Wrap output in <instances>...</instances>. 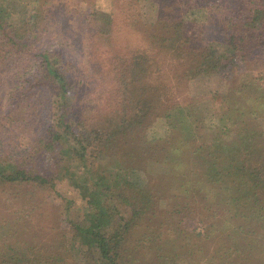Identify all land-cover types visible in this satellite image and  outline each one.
Returning a JSON list of instances; mask_svg holds the SVG:
<instances>
[{"label":"trees","instance_id":"obj_1","mask_svg":"<svg viewBox=\"0 0 264 264\" xmlns=\"http://www.w3.org/2000/svg\"><path fill=\"white\" fill-rule=\"evenodd\" d=\"M55 1L0 0V85L8 74L12 87L0 264H81L85 252L90 264H264V0H111L116 12L85 0L111 23L102 42L81 23L85 64L66 40L45 46ZM211 22L223 40L204 37ZM105 63L113 85L97 104ZM217 74L222 89L180 100L192 79ZM56 178L91 189L87 225L47 222ZM57 211L73 222L69 206ZM156 218L127 254L128 234Z\"/></svg>","mask_w":264,"mask_h":264},{"label":"rangeland","instance_id":"obj_2","mask_svg":"<svg viewBox=\"0 0 264 264\" xmlns=\"http://www.w3.org/2000/svg\"><path fill=\"white\" fill-rule=\"evenodd\" d=\"M58 5V8L54 10V17L52 21V25H50L51 32H48L45 37V46H48V48H53L54 44L58 42L59 40H66V44L69 47V58H73L76 60V62L79 61L78 55L81 54V63L85 64L83 62V55L84 52L87 51L86 48H82L77 46L79 41H82L85 39V35L81 30H83V26L81 23L85 22L88 24L89 33L86 36H92L93 41L98 40L102 42L101 36L102 29L109 30L111 28V23L109 20L108 13L106 16L103 14L102 16H96V14L93 13L92 8L87 4L88 2L85 0H56L55 1ZM98 5H100L102 8L106 10H110L116 12L118 11L117 5L113 4L111 0H98ZM220 24V23H219ZM218 22H211L206 25L204 30V37L207 40H223V28L222 25H219ZM66 28L70 31H65L64 33H61L60 30L63 28ZM123 30V29H119ZM104 34V33H103ZM72 37V38H71ZM68 38V39H66ZM92 42V40L90 41ZM92 44V43H90ZM116 45L115 42L112 43V46L114 47ZM123 47V39L122 43L119 47H114L115 49H120ZM74 48H77L74 50ZM108 47H105L107 49ZM117 49V50H118ZM26 63H23L22 67L27 66L28 59L26 60ZM86 68V67H85ZM13 68H10L6 72H11ZM89 69V68H88ZM95 69L98 71L99 76V87L96 89L95 92H93L92 96L94 98V101L98 104V102L103 101L101 104H105L106 102H109L110 97V88L113 84L109 81L107 75L109 73V67L105 63V65L95 66ZM93 70V69H92ZM6 74V73H5ZM8 75V74H7ZM7 75L3 76L2 83L0 85V117L4 118L5 115L12 110V104H10V99L8 97V92L11 91L12 87H8L6 85ZM74 80L76 81V85L78 88L82 89V92L87 86V78L82 77V74H78ZM81 80V81H80ZM228 83L226 78H223L221 74L213 75L210 77L207 76H199L197 78H194L191 80L188 89L186 92H184L181 95L180 100L184 103L187 101H192L196 99L197 97H205V96H211V93L217 90H220L225 86V84ZM5 87V88H4ZM87 89V88H86ZM206 98V97H205ZM106 101V102H105ZM215 106L218 109H220L221 101L217 100L214 102ZM220 103V104H219ZM96 105V104H95ZM47 105H45V108L43 109L42 118H43V124H45L48 120H50L51 113L46 108ZM109 112V109H108ZM96 113V111H94ZM14 114V111H13ZM13 117V115H11ZM10 116V117H11ZM90 114L86 115V118L88 120L90 119ZM11 117V118H12ZM102 117H97L96 119L99 120ZM87 120V119H86ZM24 148V147H23ZM22 154V150L20 151ZM24 153V152H23ZM56 188H54L51 191V194L48 198L49 203L47 204V209L49 210V214H47V222H52L50 220H54L55 225L53 231H57L59 229L72 228L73 223L74 224H81V225H87L88 221L86 218V213L89 211V203L88 200L92 197V191L90 188H77L73 186L66 178H56L55 179ZM44 194V193H43ZM69 206L70 207V217L72 218L73 222H69V220L65 219V215H60L58 213V209L62 210L64 207ZM159 218H156L154 220H145L141 226L136 228L131 234H128L127 236V254L131 255V251L133 247L137 244V240L140 236L146 235L149 237V235L155 231V228L157 227ZM71 226V227H70ZM55 232H52L53 234ZM69 235V234H68ZM167 235H172L175 237L176 234H173V232H165V237ZM86 257L89 258V261H83L81 264H90L92 262L91 254L85 252ZM83 258V257H82ZM84 260V258H83ZM131 264V263H130ZM193 264H202L196 263L194 261Z\"/></svg>","mask_w":264,"mask_h":264}]
</instances>
